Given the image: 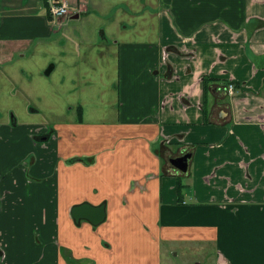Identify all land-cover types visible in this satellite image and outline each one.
Segmentation results:
<instances>
[{
    "label": "crops",
    "instance_id": "1",
    "mask_svg": "<svg viewBox=\"0 0 264 264\" xmlns=\"http://www.w3.org/2000/svg\"><path fill=\"white\" fill-rule=\"evenodd\" d=\"M37 1L0 0V63L55 49L108 106L79 100L47 142L0 123V264H264V0Z\"/></svg>",
    "mask_w": 264,
    "mask_h": 264
},
{
    "label": "rangeland",
    "instance_id": "2",
    "mask_svg": "<svg viewBox=\"0 0 264 264\" xmlns=\"http://www.w3.org/2000/svg\"><path fill=\"white\" fill-rule=\"evenodd\" d=\"M31 1V11L36 15L40 12V2ZM13 3L15 7H20L22 0H13ZM1 6L4 9L2 4ZM24 11L25 9L19 8L16 13L24 14ZM49 61L56 64L55 69ZM11 74L13 75L10 76ZM79 84L80 82L77 81L75 86ZM96 84L95 89L91 88L87 91L72 86L66 69L57 70V50L46 52L41 46L34 47L24 57L17 54L11 64L0 63V123L14 120L21 123L48 124L50 126L40 127V130L35 128L32 131H36L35 135L37 134L39 139H43L42 137L46 135L45 141L41 140L42 142H47L51 138L53 141L57 122L74 118L77 115L76 103L79 100L85 98L92 112L99 107V104L105 108L108 106L104 100L100 101L101 88ZM0 243L5 247L2 239ZM192 252L180 251L179 255L173 253L169 259L174 264H193L190 259ZM167 256V254L164 256V260Z\"/></svg>",
    "mask_w": 264,
    "mask_h": 264
},
{
    "label": "water",
    "instance_id": "3",
    "mask_svg": "<svg viewBox=\"0 0 264 264\" xmlns=\"http://www.w3.org/2000/svg\"><path fill=\"white\" fill-rule=\"evenodd\" d=\"M192 153L190 151L171 158V163L183 172L188 171L189 159ZM72 214L78 219L80 217L88 218L92 223L98 224L105 218L104 205L93 206L89 203H84L73 207Z\"/></svg>",
    "mask_w": 264,
    "mask_h": 264
},
{
    "label": "built area",
    "instance_id": "4",
    "mask_svg": "<svg viewBox=\"0 0 264 264\" xmlns=\"http://www.w3.org/2000/svg\"><path fill=\"white\" fill-rule=\"evenodd\" d=\"M56 1L57 0H54V2L49 5V13L51 17L57 20V18L69 16L72 12L70 3L67 0H59V2ZM227 89L229 90V93H232L234 90V84L230 83Z\"/></svg>",
    "mask_w": 264,
    "mask_h": 264
},
{
    "label": "trees",
    "instance_id": "5",
    "mask_svg": "<svg viewBox=\"0 0 264 264\" xmlns=\"http://www.w3.org/2000/svg\"><path fill=\"white\" fill-rule=\"evenodd\" d=\"M56 2H59V0H57ZM49 5H50L49 1L46 0V1H45V6L47 7L48 12H49ZM209 81H210L209 78H205V79H204V84H205V86H204V88H205V89H204V92H205V93H206V91H207V85H208ZM184 186H185V184L182 182V179L179 178V179H178V194H179V198H180V199L183 197V188H184Z\"/></svg>",
    "mask_w": 264,
    "mask_h": 264
}]
</instances>
